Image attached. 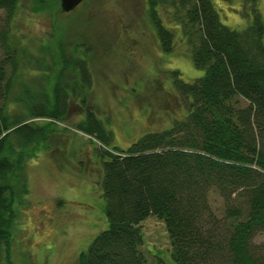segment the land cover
Segmentation results:
<instances>
[{"label":"trees","instance_id":"obj_1","mask_svg":"<svg viewBox=\"0 0 264 264\" xmlns=\"http://www.w3.org/2000/svg\"><path fill=\"white\" fill-rule=\"evenodd\" d=\"M19 0H0L6 13L0 31V264L8 261L14 221L10 176L19 167L15 148L26 150L38 132L26 119L12 120L8 107L25 102L27 119L64 117L67 92L56 89L44 104L14 95L21 53L11 43L10 22ZM232 3L235 0H222ZM164 2L174 9L193 66L204 74L191 83L174 72V86L188 101L187 114L169 129L149 133L126 150L101 151L107 227L76 264H147L141 225L161 221L174 264H264V18L260 0H241L242 30L221 23L213 0H149L150 23L163 52L176 42L175 27L161 19ZM164 5V6H165ZM72 70L87 85L82 59ZM76 129L108 143L105 126L87 114ZM15 140V141H14ZM223 202L217 216L211 196ZM10 197V198H9ZM155 264H168L160 257Z\"/></svg>","mask_w":264,"mask_h":264},{"label":"rangeland","instance_id":"obj_2","mask_svg":"<svg viewBox=\"0 0 264 264\" xmlns=\"http://www.w3.org/2000/svg\"><path fill=\"white\" fill-rule=\"evenodd\" d=\"M148 2L87 0L62 13L59 0L18 1L10 22V41L21 53L14 95L23 93L25 100L38 104L47 102L56 89L69 97L58 120L27 119L29 110L22 101L8 107L10 119H26L38 132L26 150L15 148L12 156L19 167L10 176L15 215L9 264H76L107 227L101 151L126 150L186 116L188 101L176 90L172 75L178 72L180 80L191 83L204 71L193 66L174 9L164 2L159 13L176 28V42L170 53L162 51ZM213 3L225 26L237 31L248 26L241 0ZM258 7L264 18V0ZM5 19L0 11V31ZM2 54L0 46V58ZM74 59L87 64V85L72 70ZM88 113L105 126L108 143L76 129ZM210 201L215 214L222 216V200L212 195ZM141 229L147 264H155L157 256L174 264L164 224L149 217ZM252 242L264 244V233ZM4 256L1 264H8Z\"/></svg>","mask_w":264,"mask_h":264},{"label":"water","instance_id":"obj_3","mask_svg":"<svg viewBox=\"0 0 264 264\" xmlns=\"http://www.w3.org/2000/svg\"><path fill=\"white\" fill-rule=\"evenodd\" d=\"M62 13H70L87 0H59Z\"/></svg>","mask_w":264,"mask_h":264}]
</instances>
